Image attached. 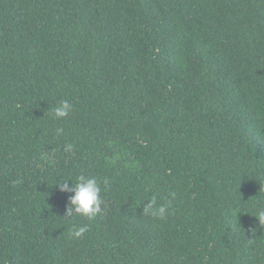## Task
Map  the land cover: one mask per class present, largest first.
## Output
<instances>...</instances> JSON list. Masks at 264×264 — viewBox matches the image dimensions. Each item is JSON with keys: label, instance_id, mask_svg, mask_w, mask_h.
I'll return each mask as SVG.
<instances>
[{"label": "trees", "instance_id": "trees-1", "mask_svg": "<svg viewBox=\"0 0 264 264\" xmlns=\"http://www.w3.org/2000/svg\"><path fill=\"white\" fill-rule=\"evenodd\" d=\"M261 210L264 0H0V264H264Z\"/></svg>", "mask_w": 264, "mask_h": 264}, {"label": "clouds", "instance_id": "clouds-1", "mask_svg": "<svg viewBox=\"0 0 264 264\" xmlns=\"http://www.w3.org/2000/svg\"><path fill=\"white\" fill-rule=\"evenodd\" d=\"M72 110V105L68 100H61L51 111L57 119L67 117ZM58 129L57 132H61ZM72 145H66L65 151H71ZM59 191L68 194L67 203L65 205L64 214L61 215L65 221L71 222L76 217H87L93 219L97 214L102 212L101 186L99 180L95 176L80 173L74 177L62 178L57 181ZM104 184H108V180H104ZM147 191V190H146ZM174 195V193H173ZM168 208L164 204H157V197L152 194L147 197V203L144 204L143 213L150 214L154 217L163 218L167 214ZM260 225H264V210L257 213ZM87 226L72 225L70 236L80 238L87 231Z\"/></svg>", "mask_w": 264, "mask_h": 264}]
</instances>
